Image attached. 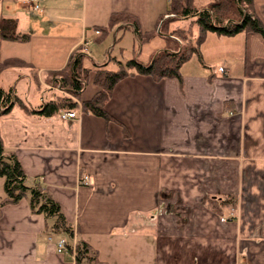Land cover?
I'll list each match as a JSON object with an SVG mask.
<instances>
[{
	"label": "crops",
	"instance_id": "crops-1",
	"mask_svg": "<svg viewBox=\"0 0 264 264\" xmlns=\"http://www.w3.org/2000/svg\"><path fill=\"white\" fill-rule=\"evenodd\" d=\"M40 3L34 10L29 0H0V16L17 18L19 31L31 34L28 42L0 40V61L21 57L38 72L37 81L29 68H10L1 80L11 74L9 88L32 106L49 94V73L68 67L83 40H91L93 63L116 56L109 51L101 61L90 47L100 36L96 27L113 14L135 17L143 32L158 31L170 6V0ZM254 10L264 22V0H255ZM121 25L112 30L116 42L127 31L136 36L132 24ZM161 37L144 60V46L157 36L132 56L149 62L166 46ZM201 55L183 64L182 79L135 74L115 86L106 107L128 134L119 122L83 111L43 118L15 106L0 116L6 149L17 154L29 182L42 183L60 203L73 240L92 246L95 264H264V37L209 32ZM96 90L88 86L84 97ZM229 194L238 197L237 214L221 220L208 199ZM59 237L47 232L46 216L33 212L29 198L1 206L0 264H83L57 251Z\"/></svg>",
	"mask_w": 264,
	"mask_h": 264
},
{
	"label": "trees",
	"instance_id": "trees-1",
	"mask_svg": "<svg viewBox=\"0 0 264 264\" xmlns=\"http://www.w3.org/2000/svg\"><path fill=\"white\" fill-rule=\"evenodd\" d=\"M196 2V0H170V6L167 9V13L192 17L191 32L194 33L193 26L195 24L198 27V32L193 38L194 41H188L184 46H181L176 39L167 37L166 47L155 52L147 63L133 56L125 61L116 60V67L98 68L94 73L93 81L99 88L92 96L86 98L82 97V93L85 90L86 79L90 74L89 69L84 65L87 55L83 52L76 53L68 67L50 72V74L58 76V81L62 88L68 91V95L44 96L39 106H32L17 94L14 87L6 89L0 85V116L11 112L15 106L27 114L43 118L58 116L64 111H77L81 108L83 112L103 117L107 121L119 122L123 126L124 132L128 134L127 127L106 107L115 86L121 80L135 74L148 75L156 81L173 77L182 79L183 64L194 55L202 59L201 45L209 32L227 36L241 32H257L264 37V22L254 10L255 0H209L208 5L204 7L198 6ZM161 22L162 24L165 22L163 18ZM119 24H122V29L132 24L141 43L150 42L156 35L155 31H141L135 17L115 13L108 25L96 27L101 31L97 41L103 40ZM162 24H160V28ZM178 33L179 36H183L185 32L181 30ZM172 34H176L175 31ZM30 39V33L19 31L17 18L0 16V40L28 42ZM19 67L32 69L33 78L38 81V72L33 64L17 56L0 61V81L6 70ZM76 98L81 100L80 105ZM0 177L4 179L5 190V197L0 201V209L4 204L17 203L27 197L33 212L43 213L46 216L47 232L50 235L74 237L75 229L67 220L60 203L42 183L39 181L29 182L17 154L6 149L1 133ZM208 203L213 210L222 214L230 207H237L238 197L231 194L224 197H210ZM68 248L72 251V241L70 240ZM76 260L77 263L83 260H87L90 264L98 263L96 252L84 239H79L76 242Z\"/></svg>",
	"mask_w": 264,
	"mask_h": 264
},
{
	"label": "rangeland",
	"instance_id": "rangeland-1",
	"mask_svg": "<svg viewBox=\"0 0 264 264\" xmlns=\"http://www.w3.org/2000/svg\"><path fill=\"white\" fill-rule=\"evenodd\" d=\"M196 1H197L196 2L197 5L200 7L207 6L208 2H209V0H196ZM163 20L165 22L163 24L161 22V24H162L161 28L159 27L158 31H155L156 32L155 36H157V38L154 40V42H152L151 44H148L147 46H144L143 45L144 43L141 44V42L140 43L138 42L139 40L135 36L133 31H127L121 39L117 40V42L115 41V35H114L113 31L110 32V34L108 35V37L106 38V40L104 42H102V41L97 42V41L93 40L94 42L91 43L90 47H91V50H93V52L100 53L99 60H101V61L104 60V58H106V56L109 54V51L113 55H116V56H111L109 58V60L106 61L105 63H102V64L93 63L92 59L90 60L89 56L87 55L88 51H80V52H83L84 54L87 55V58L84 60V65L90 71L89 77H88V79H86L85 90L82 93V97H84V94H85L86 90L88 89V86H90V85H94L98 90L99 87L93 81L94 73L98 68H107L108 69V68L116 67L117 66L116 60L119 59V60L125 61L129 58H132L134 49H136V52L139 53V52H141V48H143V46H144V48L142 51V56H140V59L142 58L144 60L147 53L150 50L157 49L158 46H160V44L163 42V38L162 37L159 38L160 35H162L165 39H167V37H172V38L176 39L181 46H184L188 41H194L193 38L195 37V32L196 31L198 32V27L195 24V32L194 33H193V31L191 32L190 27L193 24L192 17L177 16V14H175V13H167L163 17ZM181 30H183L185 32L183 34V36H179L178 32ZM174 31L176 34H172V32H174ZM110 44H114V48L110 47ZM193 59H194V61H198V58L196 55H194ZM109 62H111L110 66L108 65ZM147 62L148 61H145V63H147ZM19 68H28V67H19ZM30 71L32 72V69H30ZM10 80H11V74H5V76H3V78L0 82V85L3 86L4 88L8 89ZM58 80H59L58 76H56L53 73L52 74L49 73V78H47V81L49 82L48 85H52V86H50L51 88H49L50 90H48V91H50L49 94H45V97H51V96H56V95H68L69 94L66 89L62 88L61 83ZM48 85H44V86L49 87ZM76 99L78 100L79 105H80L81 100L79 98H76ZM80 111H82V110L79 108L77 110V112H80ZM231 195H235V194H231ZM237 207H238V204H237ZM237 207H230L229 208V210H228L229 214H228V216H225L226 219H229V218L233 219L236 217ZM232 211H234V214H235L234 216H231ZM222 216H224V215L221 214V217ZM221 217H220V219H221ZM67 239L70 241H75V240H73L74 238H70L68 236H67ZM83 264H89V262L87 260H84Z\"/></svg>",
	"mask_w": 264,
	"mask_h": 264
},
{
	"label": "built area",
	"instance_id": "built-area-1",
	"mask_svg": "<svg viewBox=\"0 0 264 264\" xmlns=\"http://www.w3.org/2000/svg\"><path fill=\"white\" fill-rule=\"evenodd\" d=\"M30 1V5L32 6V8L34 10H41L42 9V6H41V3H40V0H29ZM95 32L96 34H99L101 31L100 29H95ZM91 40H83L82 42V51H88V47H89V44H90ZM219 70L221 72H225V67L223 66H220L219 67ZM81 109V108H80ZM77 111H64L60 114V117L62 119H69V118H75L77 117ZM81 182H84V183H89V176L85 175L82 179H81ZM234 211H232L231 213V216H234ZM222 220H225L226 217L225 216H222L221 217ZM76 242L77 241H72V251H70V249L68 248V243H69V240L67 239V237H64V236H61L58 238L57 242H56V246H57V251L60 252V253H69V252H72V254L75 256L76 258Z\"/></svg>",
	"mask_w": 264,
	"mask_h": 264
}]
</instances>
